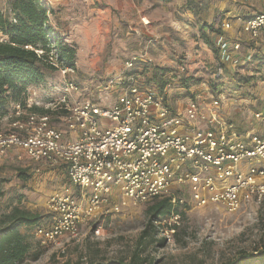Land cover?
<instances>
[{"label":"built area","instance_id":"obj_1","mask_svg":"<svg viewBox=\"0 0 264 264\" xmlns=\"http://www.w3.org/2000/svg\"><path fill=\"white\" fill-rule=\"evenodd\" d=\"M220 29L213 44L223 67L249 62L253 54H242L243 43L225 37L229 19L221 21ZM263 31L264 12L245 20L240 30L248 43ZM149 44L126 60L119 74L101 80L99 92L116 95L110 106L89 98L71 100L78 92L68 80L74 71L58 67L52 54L49 61L64 79L63 94L44 114L22 115L21 107L13 105L15 119L0 130V159L21 151L31 162L63 172L67 180L47 199L48 223L32 231L40 247L76 240L92 223L98 237L95 221L100 217L155 199H168L176 207L221 206L229 212L240 209L245 199L264 202V109L253 111L251 127L239 133L226 122L219 101L207 103L200 93L172 108L165 91L147 86L139 73L143 65L150 66ZM33 96L28 90L26 109L36 107ZM179 218L173 214L164 227L166 241Z\"/></svg>","mask_w":264,"mask_h":264},{"label":"rangeland","instance_id":"obj_2","mask_svg":"<svg viewBox=\"0 0 264 264\" xmlns=\"http://www.w3.org/2000/svg\"><path fill=\"white\" fill-rule=\"evenodd\" d=\"M8 1L0 0L1 12L6 10ZM220 2L222 0H192L190 7L194 8L196 14L187 10L185 5L177 7L180 14L175 12L174 20L179 25L172 30L169 28L172 33L168 35V39L156 35V42L152 41L151 46H148L149 65L167 72L168 84L163 92L169 106L178 109L192 95L200 93L207 103L219 101L222 110L227 113L228 107H231L227 100H234L232 107L237 112L229 116L226 122H233L237 131L243 133L247 129L245 123H249L251 113L264 109V52L256 51L258 64H243L233 69L223 67L214 52L215 48L212 50L200 38L199 26L206 23L220 28L228 11H245L249 5L245 2L241 4L239 0L234 5L222 3L220 12ZM256 8L260 9L259 6L253 9ZM185 12L192 14L190 20L181 16ZM231 23L237 40L244 43L243 48L246 49V38L239 35L237 29L241 22L236 23L232 19ZM204 33L211 39L214 37L207 28ZM147 39L143 42L149 41ZM122 68L123 64H119L115 70L74 69L68 80L77 84L78 92L73 94L71 100L89 98L101 105L110 106L116 95L110 93L111 98L106 97L104 92H99V84L101 80L119 74ZM105 72L108 73L104 75ZM184 79L187 80L186 84ZM63 81L59 71H47L42 83L29 88L34 93V105L39 109H48L54 99L63 94ZM21 113L26 114L22 108ZM13 118L15 110L1 120L0 130H7ZM38 168L40 170L36 171ZM21 171L26 179L19 176ZM48 171L46 166L41 167V164L31 162L21 151L7 152L0 159V183L4 191V196L0 199V214L13 206H19L41 215V225H46L50 218L46 205L49 195L67 184L64 177L56 179L57 177L48 176ZM148 205L149 203L129 206L100 217L95 221L101 230L100 236L92 233V223L81 230L76 240L60 247H40L32 230L22 227L19 231L25 235L30 248L28 257L19 264H102L119 259L128 261L145 226V210ZM178 211L181 213L179 225L171 241H166L162 234L164 228L159 229L157 239H164V244H147L143 248L144 258L155 264H223L234 259L240 252H254L264 245V202L255 204L251 199H245L235 212H229L221 206L195 207L188 204L178 206ZM35 254H39L36 260Z\"/></svg>","mask_w":264,"mask_h":264},{"label":"trees","instance_id":"obj_3","mask_svg":"<svg viewBox=\"0 0 264 264\" xmlns=\"http://www.w3.org/2000/svg\"><path fill=\"white\" fill-rule=\"evenodd\" d=\"M191 3L192 0H187L185 7L196 14L194 8L190 7ZM51 12L44 0H9L6 10L0 11V123L10 112H14L15 104L25 112H48L38 107L26 109L25 101L30 87L42 83L47 71L57 70L49 61L50 54L58 67L75 68L76 46L66 43L64 37L50 24L48 13ZM205 28L213 36L221 34L220 28L206 23L199 26L200 38L214 50L213 38L204 33ZM214 52L218 58L216 48ZM256 56V53L253 54L245 66L258 64ZM139 73L147 86L156 88L160 93L168 84L165 69L143 65ZM183 81L186 84L187 80ZM19 176L26 179L23 171ZM3 196L0 183V199ZM176 213L181 214L178 206H172L168 199L150 202L145 210V226L128 261L119 259L102 264H155L143 257V248L155 242L158 246L164 244V239H157L159 229L169 227L170 218ZM41 221V215L19 206H13L0 214V264H19L28 257L30 246L19 229L25 227L33 231ZM170 226L175 232L178 229L176 225ZM38 257L39 254H35L34 260ZM223 264H264V245L254 252H240Z\"/></svg>","mask_w":264,"mask_h":264},{"label":"crops","instance_id":"obj_4","mask_svg":"<svg viewBox=\"0 0 264 264\" xmlns=\"http://www.w3.org/2000/svg\"><path fill=\"white\" fill-rule=\"evenodd\" d=\"M44 1L52 10L49 15L50 24L59 35L64 37L66 43L76 46L74 69L80 71L93 69L115 70L119 67V64H124L132 55L143 49L144 39L148 38L147 40H149L144 44L145 46L148 43L152 44V41L156 42V35L168 39V35L172 33L169 28L172 30L179 25V22L174 20L175 12L177 15L180 14L177 7L179 8L187 2V0ZM237 1L222 0L219 3L218 10L220 11L222 3H232L234 5ZM239 1L241 4L245 2L244 0ZM245 3L249 5L245 8V11L231 9L225 14V19H229L230 23L232 19H235L236 23L241 22L237 27L239 29L238 34L246 38L240 32L241 25L256 13L264 12V0H249ZM256 6H259L260 9L256 8L254 10L253 8ZM181 16H186L190 20L192 14L185 12ZM141 19H144L145 24H142ZM234 31V26L231 23V30L225 34V37L231 41L237 40V34ZM246 43L248 47L246 46V49L242 48L243 55L247 53L255 54L259 50L264 52V33H261L255 42ZM107 73L105 72L104 75ZM227 102L228 106L231 107H228L227 113L224 110L222 111L224 116L229 118L237 110L232 107L234 100H227ZM231 123L233 124V122ZM245 125L247 131L251 126L248 122ZM235 129L238 130L236 127ZM48 170L46 173L48 176L57 177L56 179L59 177L65 178L64 173L57 169Z\"/></svg>","mask_w":264,"mask_h":264}]
</instances>
